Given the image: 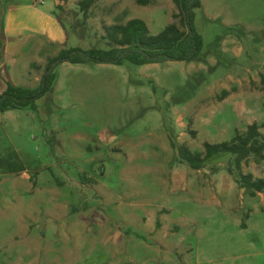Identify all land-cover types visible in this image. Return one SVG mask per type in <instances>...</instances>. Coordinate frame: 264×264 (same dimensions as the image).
Returning <instances> with one entry per match:
<instances>
[{"label": "rangeland", "instance_id": "obj_1", "mask_svg": "<svg viewBox=\"0 0 264 264\" xmlns=\"http://www.w3.org/2000/svg\"><path fill=\"white\" fill-rule=\"evenodd\" d=\"M200 1L198 59L62 63L36 110L1 113L0 158L16 153L25 170L0 168V264H264V193L236 183L228 154L196 170L178 151L252 123L264 135V0ZM57 6L0 0V92L39 86L61 49L104 50L103 25L141 19L156 35L177 13L170 0H103L82 24L75 2ZM242 171L261 178L264 161Z\"/></svg>", "mask_w": 264, "mask_h": 264}, {"label": "trees", "instance_id": "obj_2", "mask_svg": "<svg viewBox=\"0 0 264 264\" xmlns=\"http://www.w3.org/2000/svg\"><path fill=\"white\" fill-rule=\"evenodd\" d=\"M52 1L58 5V8L60 3L75 2L81 22L85 24L86 20L93 16L92 9L103 0ZM170 1L176 6L177 13L172 15L173 21L156 35L150 34L146 23L141 19L103 25L101 39L105 41L104 50L79 47L61 49L56 55L47 58L40 84L33 89L13 86L7 82L5 89L0 93V115L11 108L36 110V101L50 91L55 80V69L62 63L143 66L167 62L189 63L198 59L203 43L201 36L195 30L194 18L201 1ZM134 2L137 6L147 7L153 5L155 0H134ZM260 83L264 88V73L260 75ZM226 96L228 92L223 91L219 98L223 99ZM178 151L181 159L196 170L203 168L212 157L228 154L232 157V165L227 171L230 175H236V183L250 196L264 193V176L254 178L252 174L242 171V164L249 159L255 163L264 161V135L256 123L248 125L243 132L236 130L229 141L204 143L202 152L192 153L184 146H179ZM0 168H4L8 174L25 170L16 153L0 158Z\"/></svg>", "mask_w": 264, "mask_h": 264}, {"label": "crops", "instance_id": "obj_3", "mask_svg": "<svg viewBox=\"0 0 264 264\" xmlns=\"http://www.w3.org/2000/svg\"><path fill=\"white\" fill-rule=\"evenodd\" d=\"M12 20L11 13L7 14V25L10 24ZM50 27L47 22H43L42 25H40L39 29L37 30L40 34H45V39H48L49 42H53L55 44H61L65 39V33L62 28L56 27L54 30H49ZM49 30V31H47ZM5 89V87L2 88L1 92ZM0 92V93H1Z\"/></svg>", "mask_w": 264, "mask_h": 264}, {"label": "built area", "instance_id": "obj_4", "mask_svg": "<svg viewBox=\"0 0 264 264\" xmlns=\"http://www.w3.org/2000/svg\"><path fill=\"white\" fill-rule=\"evenodd\" d=\"M35 3L38 4V5H41L44 3V0H35Z\"/></svg>", "mask_w": 264, "mask_h": 264}]
</instances>
